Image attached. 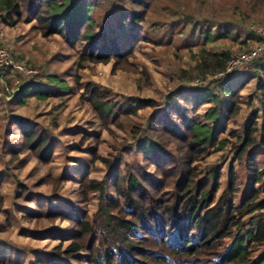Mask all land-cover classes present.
I'll list each match as a JSON object with an SVG mask.
<instances>
[{"label":"trees","instance_id":"trees-1","mask_svg":"<svg viewBox=\"0 0 264 264\" xmlns=\"http://www.w3.org/2000/svg\"><path fill=\"white\" fill-rule=\"evenodd\" d=\"M125 1L129 4L127 8L121 5ZM249 2L253 8L264 5V0ZM99 5L97 0H0V20L14 24L22 19H34L43 36L59 35L71 48L81 45L78 53L81 66L87 61L113 60L114 69H131L134 67L129 61L133 55L131 45L137 34L129 32L121 37L111 22L114 20L123 29L124 22L130 20L131 29L139 31V21L146 15L147 6L143 0L112 1L111 17L99 28L94 16ZM178 20L191 24L190 37H203L192 71L182 69L178 78L188 81L224 70L231 57L229 50H212L205 45L214 38L229 37V21L218 20L205 26L199 20L193 22L181 17ZM120 42H127L128 47ZM249 64L255 68L247 74L248 79L256 78L257 107L242 129L240 142L233 146V159L220 194H217L220 166L201 169L196 161L210 146L222 148L224 139L217 140V135L225 131L220 124L222 114L225 111L228 116H234L239 110L243 82L236 80L233 86L230 77L233 73L218 77L213 87L206 85L191 91L192 109L215 102L203 115L192 117L170 97L156 109L157 103L149 98H130L128 107L123 108L110 100L108 91L87 83L86 101L99 119L110 117L120 125L121 115H136L138 109H155L144 125L132 123L129 130L143 165H153L154 171L143 176L127 165L124 170L121 158L106 159L97 154L96 147L91 148L93 159H101L108 170L101 179L83 176L76 193L83 202L96 192L98 210L92 216L80 217L69 216L56 206L45 208L46 218L67 220L72 228L69 238L58 237L60 242L52 254L83 260L80 253H85L87 264H264V212L258 217L250 215L264 210V198L259 199V185L264 187V167L258 163L264 162V56ZM41 78L42 75H33L21 83L14 95L15 103L23 104L29 93L43 99L50 96L52 87L40 86L37 80ZM45 79L59 88L63 84L55 75ZM183 89L188 91L187 87ZM229 96L231 103L227 101ZM260 117L261 121L257 122ZM14 122L22 129V151L32 150L43 163L49 162L54 151L53 140L19 116H15ZM88 135L97 139L93 133ZM241 184L244 188L240 191ZM108 187L114 188L115 196L108 192ZM247 215L250 216L245 219ZM64 241L68 242L62 248ZM255 251L258 254L253 256Z\"/></svg>","mask_w":264,"mask_h":264},{"label":"rangeland","instance_id":"rangeland-1","mask_svg":"<svg viewBox=\"0 0 264 264\" xmlns=\"http://www.w3.org/2000/svg\"><path fill=\"white\" fill-rule=\"evenodd\" d=\"M97 1L100 5L94 16L100 28L111 17V2L117 0ZM143 3L147 13L139 21V31L131 29L130 20L124 22L123 29L114 20L111 22L121 37L129 32L137 34L131 45L133 55L129 57L134 67L128 70L114 69L113 60L107 63L87 61L81 66L78 59L81 45L71 48L59 35L43 36L34 19H22L14 24L0 20V49L10 60L9 65L3 60L0 65V264H87L85 253H80L83 260L52 254L61 235L63 239L69 238L71 227L67 220L46 218L43 211L56 206L69 216L80 217L97 212L96 192L83 202L76 193L83 176L101 179L108 170L101 159H93L90 149L96 147L97 154L106 159L121 158L123 169L127 165L147 176L154 171V166L143 165L142 155L129 134L132 123L144 125L149 114L168 97L180 108H186L188 117L203 115L215 106V102L210 101L192 109L194 95L191 91L206 85L215 86V80L221 77L218 72L188 81L178 78L180 70L192 71L198 46L203 44L202 36H189L191 24L180 22L179 17L193 22L199 20L205 26L218 20L229 21V37L214 38L205 46L212 50L225 48L230 55L252 47L260 40L256 29L264 26V5L253 8L249 0H143ZM121 5L129 7L126 1ZM215 28L213 25V32ZM120 44L128 47L127 42ZM253 66L246 64L230 76L233 86L236 80L243 82V86L239 91V110L234 116H228L225 111L222 114L220 124L225 131L217 135V140L224 139V145L220 149L210 146L196 161L201 169L220 166L222 174L217 194L227 181L233 146L240 142L242 129L257 107L256 78L248 79L247 74L255 69ZM33 75L43 76L37 80L38 84L43 88L51 86V95L43 99L29 93L23 104L15 103L14 95L19 85ZM50 75L63 80L61 88L45 79ZM196 79L201 82L196 83ZM89 82L108 91L110 100L123 108L128 107L130 98H149L157 105L155 109H138L136 115H121L118 117L120 125L110 117L99 119L86 101L84 88ZM227 105L225 108L230 104ZM15 116L33 123L36 130L53 140L54 151L49 162L43 163L32 150L22 151L23 134L14 122ZM260 121L261 117L257 122ZM89 133L97 136V143ZM258 163L264 167V162ZM243 188L241 184L239 190ZM107 190L115 196L113 187ZM259 190V199L264 198V187L259 185ZM261 212L264 210L250 215L258 217ZM67 242L62 243V248ZM257 254L255 251L253 256Z\"/></svg>","mask_w":264,"mask_h":264},{"label":"built area","instance_id":"built-area-1","mask_svg":"<svg viewBox=\"0 0 264 264\" xmlns=\"http://www.w3.org/2000/svg\"><path fill=\"white\" fill-rule=\"evenodd\" d=\"M256 33L258 34L260 40L257 41L252 47L247 49L246 51L238 52L228 59L224 70L219 71L217 73L218 76L224 77L227 74L235 73L242 66L249 64L253 60L264 56V26L256 29ZM2 60L6 65L10 64V60L7 58V55L4 51L0 49V65L2 64ZM16 66V65H15ZM17 69L22 70V66H16ZM24 71V70H23ZM196 83H200L199 79L195 80Z\"/></svg>","mask_w":264,"mask_h":264}]
</instances>
